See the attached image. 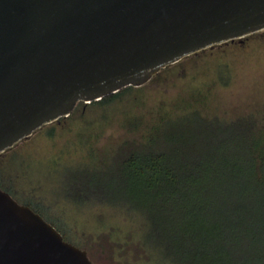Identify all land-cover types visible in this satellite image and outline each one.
Masks as SVG:
<instances>
[{"label": "water", "instance_id": "water-1", "mask_svg": "<svg viewBox=\"0 0 264 264\" xmlns=\"http://www.w3.org/2000/svg\"><path fill=\"white\" fill-rule=\"evenodd\" d=\"M264 31V0H0V155L45 125ZM0 264H100L0 186Z\"/></svg>", "mask_w": 264, "mask_h": 264}, {"label": "trees", "instance_id": "trees-1", "mask_svg": "<svg viewBox=\"0 0 264 264\" xmlns=\"http://www.w3.org/2000/svg\"><path fill=\"white\" fill-rule=\"evenodd\" d=\"M147 114L125 118L143 133L111 160L65 167L69 191L142 215L149 240L177 264H264V112L227 120L161 103Z\"/></svg>", "mask_w": 264, "mask_h": 264}, {"label": "rangeland", "instance_id": "rangeland-1", "mask_svg": "<svg viewBox=\"0 0 264 264\" xmlns=\"http://www.w3.org/2000/svg\"><path fill=\"white\" fill-rule=\"evenodd\" d=\"M139 87L106 106L78 103L71 116L45 125L0 159L4 186L39 208L67 241L100 264L177 263L149 240L150 226L142 215L77 198L64 168L111 160L143 133L125 118H149V110L161 103L227 120L263 113L264 31L185 57Z\"/></svg>", "mask_w": 264, "mask_h": 264}]
</instances>
